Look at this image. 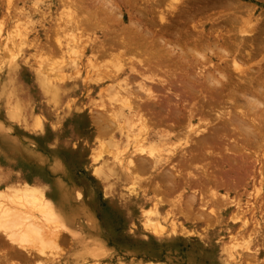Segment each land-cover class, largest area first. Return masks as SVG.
<instances>
[{"label": "rangeland", "instance_id": "1", "mask_svg": "<svg viewBox=\"0 0 264 264\" xmlns=\"http://www.w3.org/2000/svg\"><path fill=\"white\" fill-rule=\"evenodd\" d=\"M86 1L84 0L85 3L83 6H87V3H89L88 9L90 6L91 9L94 5V9L92 8V10L97 8L96 10L98 11V7L95 5L97 4L96 2L93 0ZM115 1L119 4L122 3L121 6L124 7V9H122L125 14L123 24L126 25L124 26H127L128 19L130 17H132L131 20L133 18H138L139 20H137L142 21V24L145 26L146 29L144 30L149 29L151 32L155 33L156 36H160L161 33H158V30H160L159 27L161 24L156 23L157 14L159 15V12L157 13L158 7L155 5V3L159 0H151L152 2L149 0L146 2V0H144L143 2L145 3H143L142 0L141 2L140 0H131V5L130 0H127L128 2L126 0ZM168 1L169 3L174 2V0H166L164 4H167ZM241 1H243L246 5L249 3V7H247V9L245 8L240 10L238 16L239 19H242V22L241 20H238L241 22V24L238 22L239 25L237 23L231 26L226 24L224 21L231 15V11L224 8L218 9V7L214 8L215 10L213 8L212 10L210 9L211 11L207 9V12H204L203 15H197V18L195 17L196 20L193 19V23L198 24H195L197 27L196 29L199 30L202 25H205V37L207 36V33L211 31V36L213 38L211 37L212 39H210V41L212 44L216 43L217 36H223L225 39L220 42L221 48L219 50H226L227 56H225L223 52V54H218L219 52L215 50L214 52L217 53V56L220 58L214 56L211 64L218 66L217 68L229 65L232 57H235L236 54L240 52L241 56L239 55V57L241 58H237L238 56H236V59H240V63L245 65L246 69L243 67L244 70H252L251 74L253 76L247 75L250 74L249 71V73H245L246 75L244 77L241 75L238 76L235 72L230 71V74L232 73L231 75L233 76V80L232 76L228 79L230 80V83H236L237 81L238 85L236 84V88L238 86H242V81H247L246 79L249 77H254L256 80L261 79L264 81V33L260 35L258 34L259 30H257L258 28H264V0ZM19 2L20 4H18ZM37 2H40V0H12L10 7L11 10L9 9L7 12L5 2L4 4L2 3V8H0V18L4 20L1 22L2 20L0 19V23H2V25L6 24L7 26L13 24V20L18 14H26L32 21V24H28L26 26L28 29L27 32L30 33L29 40L31 44L29 43L28 46L25 47L22 52V56L18 57L13 62H10L7 56L4 57L3 54L5 53V50L0 45L3 56L2 63H0V197L1 195L5 196V194H9L7 189L10 187L21 185L25 181L26 183H32L34 180L38 181L39 184L44 186L46 198L56 206L59 215L63 217L67 231H62L60 235L51 233L49 230H55V228H53L54 226H52L54 224L48 223L45 225V223L41 220L36 207L33 206L32 208L31 204L29 206L27 204L24 206L15 204L17 206L16 207L11 204L8 199L4 197L2 199L1 197L0 208L5 207V209H11L12 211L15 210V212L23 214L24 217L31 216L33 220L43 225L42 227L47 234L46 240L49 238L50 241L47 240V244L45 243V245H43L45 247H41V245H38L37 243L34 244L32 240L33 244L31 242H27L25 244L26 241H24L22 244L25 249L21 250L17 246H13L11 244L9 245V242L5 243L6 240H4L3 237H0L2 238L1 245H5L4 249L0 246V250L2 249L3 252L6 251L7 254H10L8 256L12 257L10 258L11 262L6 260L0 264H264V143H262V147H260V149H256V147L254 148V145L251 144L254 148L253 149L249 147L251 145L246 146L247 143L244 144L241 143V141L237 142L241 144L239 145V150L241 149L243 151L242 148L245 147L247 151H238L239 154L242 155V161H240V155L238 153L234 154L235 157H231L236 160L237 166H242V171H240L239 174H247L248 177L244 175L245 178H243V176H239L238 174V179H241L243 183L235 178L237 180L235 183H238L236 184L238 186H235L236 189H234L236 192H234V190L230 192L231 200L228 203L226 202L227 204L224 200L220 199L223 207L220 204V200L219 203H216L214 202L215 199H211L210 195L205 197L207 198L206 201H204L205 198L202 201L201 199L204 196H199L197 189H194V187L184 191V193L181 191H173L171 192L172 194L170 193L168 195L154 193L150 185L146 184V186L142 181L139 183L136 182L133 180V175L132 173L130 174V170L126 169L122 164V162L124 163L126 160V157L129 156V152H131L132 145L134 144L132 143V139L128 138L131 132L126 134L120 130H113L110 134H108V132L106 135L104 133L98 135V125H95V123L98 124V117L95 118V116H98V113L105 114L108 107L111 106L112 101H110L108 90L114 88L115 83L112 79L113 77L115 79L118 72L115 71L114 66L110 67L107 65L102 67L103 64L108 63V59L100 58L101 60H98L97 53H92L88 56L78 54L74 58L75 61H67L64 64L63 69L65 76H67L65 80L59 81L60 79H55L52 82V79L47 81L45 78L46 73L42 70L41 66H43L44 69H51L53 66H50L49 64L54 61L60 64L61 59L59 57L60 54H58L59 56L57 54H53L54 56L51 55L49 57L45 54L47 53L46 50L49 44L52 49V45L55 46L53 43H55L54 39H56V37L53 34L51 35V33H53L51 30V24L53 22L48 19V23L46 24L47 18L44 17V20V18L41 17L42 15L39 16L41 14L40 12L39 15L37 14L38 12L36 13V4L34 3ZM135 2L139 5L136 6ZM141 3L145 5L143 6L142 4L141 6ZM152 3H154V5ZM21 5L25 9L23 12L13 11L17 8L20 9V7H22ZM12 6L16 8H13ZM31 6H34L33 11L32 8L30 9ZM139 6L143 7L145 10L141 7L139 8ZM155 8L156 11H154ZM149 9L154 12L153 14L151 11L153 15L156 13L155 16L150 15V17H155L154 20L156 19V25L155 23L150 24L149 20L151 18L149 16L145 17V14H149ZM162 9L163 7L160 10ZM250 9L252 12L250 14H246L245 12H250ZM137 10H139V14H144V16L142 15V18L140 15L137 16ZM97 11L95 14H97ZM3 12L5 13L4 15H2ZM56 12L57 14L55 13L54 15H51L52 19L58 18L57 15L60 11L57 10ZM217 13L218 15H216ZM260 13H262V15ZM10 14H15L16 16L14 15L15 17H13ZM204 14H206V16ZM168 18L170 19L171 17L169 16ZM6 19H10L9 24L6 22ZM199 19L202 20L199 21ZM22 20L24 19L21 17V21ZM214 21H216L217 24ZM223 22L229 26V28L225 26ZM211 25L213 29L211 28ZM217 25H220L218 26L219 28H215ZM114 26L116 27L114 28ZM152 26H154V30ZM157 26L158 29L155 30ZM232 26L235 28V31H232ZM209 27L212 30H209ZM230 27H232L231 30ZM237 27L239 29H237ZM32 29L33 31H31ZM118 29L117 25L113 24V27H111V31L109 32L114 34V32ZM216 29L218 30L216 31ZM247 29L248 31H251L249 35L250 37L262 39V45H252V38H248L249 42L251 41L250 44L247 39H241L242 36L247 37L241 33V31ZM188 31L190 30L188 29ZM159 32H161V30ZM6 33L7 28L3 25L0 33L1 43L3 42ZM228 33L231 34V40L233 41L229 40L230 35H228ZM85 34L86 38L88 36L92 39V41H95V44L98 43V29H93L91 31L88 29ZM256 35H260L262 38ZM52 36L53 38H51ZM163 36L165 37V35ZM214 36H216V41ZM190 37L192 41H190L189 38H184L185 42L187 41L189 46L191 42V44H193V40L197 41L196 37L198 38V36L197 33L194 32ZM66 38L69 39V36H66L65 39ZM86 38H83L82 40H85ZM166 38L173 39V35H166ZM242 40H245L247 46L243 44L244 42ZM43 42H46V48L45 45L43 46ZM223 42H225V44ZM95 44L91 45L96 46ZM35 45L38 47H35ZM250 47L254 48V50H252L253 52L250 50ZM39 48L41 50H44L45 48L46 50L39 51ZM55 51H58V49ZM55 51H53V53ZM228 51H232L233 53H229ZM39 52L40 54L41 52H45L44 56L46 55L45 59L43 60V56L41 60V62L46 60V63L44 62L45 64H42L41 66H39L40 60L37 56ZM245 53L247 55L249 53L252 55L254 54L253 57L251 56L253 59H251L250 56V58L246 56ZM259 55L261 56L259 57ZM90 58L93 59L91 60L92 65L87 62ZM171 61L166 62L170 65L176 62L174 60V62ZM98 64L102 67L101 72L103 71L99 74ZM176 64L180 66L181 63L177 62ZM109 69L112 70L110 71ZM240 78L242 81L238 82ZM146 84L149 86L148 83ZM253 84L255 85V83ZM230 85L232 84H227L226 86L228 90L233 87H230ZM117 104L118 103L109 107L107 112H109L110 108L113 107L114 108L111 109V111H115L114 109L117 108ZM228 104L226 103L225 107ZM101 106H104V108ZM227 107L231 108V104ZM103 111L105 112L103 113ZM257 112V115L261 113L260 111ZM197 117L199 118V116ZM261 118L262 123L263 117ZM202 119H200L201 123L208 124V128L211 129V126H216L215 123L217 122L213 120V116ZM204 120L207 121L205 122ZM209 123H212L213 125ZM246 123L249 124L250 122L247 121ZM129 124L130 122H128L127 127H129ZM167 125L169 124L162 127L167 129ZM250 125H252V123H250ZM250 128L252 129L253 127ZM153 130L155 131V129ZM122 132L123 134H121ZM231 134L230 136H232ZM237 137L235 136V138L232 139H236L237 141ZM241 140L243 141V139ZM229 143L230 141L228 144ZM161 154L163 156L166 155L164 152H161ZM237 154L239 156H237ZM243 155L246 157L244 158ZM254 156H257L256 158L258 161H254ZM172 163L176 164V162ZM172 163L163 166L161 170H167L171 167L170 165H174ZM243 165L245 167H243ZM253 166H255V172L253 174L254 180L251 181V178L249 177L252 176L251 169ZM244 168L249 173H246ZM161 170L159 172L160 174H155L154 172H152L153 174H150L148 171L146 174L139 175L141 180H145L147 178L150 180V183L152 182L151 185H154V182L160 181V175L164 173V171L161 173ZM99 173L102 175L100 176ZM195 173L196 172L193 171V174ZM130 176L132 178H130ZM190 178L191 177H189V179ZM186 180L182 182H185ZM190 180L191 181L188 180V183L193 184L192 179ZM237 187L239 188L237 189ZM226 191L222 192V194ZM189 195H194V197H196V200H192L194 203H191L190 206L187 204L190 200L188 198ZM248 195L249 197H247ZM170 197L173 198L170 200ZM183 202L185 203L183 204ZM21 207H24L25 209ZM155 208L164 212L163 215H160L163 217V220H160L165 225L166 229L160 234H156L152 230L145 227V217L147 215H151L154 211V213H156ZM144 210H146V212ZM183 211L187 214H184ZM166 213L167 218L165 217ZM183 214L185 216L187 215V217H184ZM198 214L202 215L199 216ZM211 220H213V222ZM243 220L247 222L244 223ZM68 231L76 234L77 239L74 240L69 235ZM248 235H250L253 239L250 242L247 238ZM53 236L55 237L53 238ZM62 236L63 238H60ZM48 242L51 243V246ZM222 242H225V244L223 245ZM247 242L250 243L251 247L253 246L252 249L256 252L249 251L248 253L247 251H244V253L241 254L242 257H239L241 258L240 261H232L233 258L228 256L229 249L231 250L234 248V245H236L235 248H239V251L241 252V247ZM230 244L233 246H230ZM237 244L238 246L240 245V247H238ZM37 248L38 250H35ZM0 254L2 253L0 252Z\"/></svg>", "mask_w": 264, "mask_h": 264}, {"label": "bare ground", "instance_id": "2", "mask_svg": "<svg viewBox=\"0 0 264 264\" xmlns=\"http://www.w3.org/2000/svg\"><path fill=\"white\" fill-rule=\"evenodd\" d=\"M93 1L97 3L95 5L96 7H98V11L96 10L97 8L95 10H92L94 5L91 9H90L91 6L88 9L89 3H87L88 4L87 6L86 5L83 6V4L85 3L84 0H40V2L34 3L36 4L35 5L36 13L38 12L37 14L39 15V12H40L41 14L39 16L42 15L41 17L47 18L46 24L48 23V19H50L53 22L52 23L53 26L51 24V30L53 31V33H51V35L53 34L56 37V39H54L55 43H53L55 44L56 47L52 45L53 49L50 47V44L48 42L49 45L46 50L45 49L46 42H43V46L45 45L44 50H46L47 53L45 52H41V54L40 52L38 53L37 56L39 57L38 59L40 60L39 66H41L42 64L44 65L46 63V60L42 61L43 63L41 62L42 57L44 56V53L47 54L48 57L53 54L54 55L60 54V56L59 55L58 56L61 59L60 64L56 63L55 61L49 64L50 66H53L52 67L53 69L52 68L44 69V67L41 66L42 70H44L46 73L45 78L47 79V81H50L52 79H53L52 82L55 79L56 80L60 79L59 81L65 80L67 76H65L63 66L67 61L69 62L73 61L75 56L78 54L88 56L92 53H95V54L97 53L98 60L100 58L108 59V63L103 64L102 67L107 66V65L110 67L114 66L115 71L118 72V75L115 76V79L114 77L112 79V81L115 83L114 88H112L111 90L110 89L108 90L110 101H112V103L114 102L115 104L114 103L112 104L110 102L111 106H109L110 104L108 106L112 107V105L114 106L116 105V103L118 104H117V108L115 107L116 109H114L115 111H111V109L114 108L113 107V108H110L109 112H107L109 109L108 107V109L106 108L107 109L106 112L103 111V113L105 112V114L98 113V116H95V118L98 117V124L95 123V125H98V130H97L99 133L98 135H101V133L102 134L104 133L106 135L108 132H109L108 134H110V132L113 130H120L126 134H129L131 132L128 138L132 139V143L134 144L132 145L131 152H129L130 153L129 156L126 157V160L124 161V163L122 162V164L123 166H125L126 169L130 170V174L132 173L133 175V180H135L138 183L142 181L143 183H145V185L146 184L150 185L152 187V191H154V193H157V194L162 193V194L169 195L173 191H178V192L181 191L182 193H184V191L194 187V189H197L199 196L201 197L204 196L201 199L202 201L205 197H208L210 195L211 199L212 198L215 199V201L214 200L212 201L216 203L217 202L219 203L220 199L224 200L225 203L226 202L228 203L231 200L230 192L236 189L235 186H238L236 185L238 183H235L237 182L235 178L238 179L239 176H243V178H245V176H247V174H244L245 176L243 174L242 175L239 174V172L242 171V166L240 165L237 166L236 160L232 158V157H235L234 154L236 153L239 154L238 151L241 150V149L239 150V145L241 144L237 142L241 141V143H244V144L247 143L246 146H249L252 144L254 145V148L256 147V149L258 148L260 149V147H262L261 146L262 143H264V81L261 80L260 78H259L260 80L258 79L256 80L254 77L247 78V76H246L247 79L245 78L247 81H242L241 78L240 80L236 79L238 80V82L242 81L243 83L242 86L240 87L238 86L239 88L237 87L238 89L236 88L237 81L236 83H233V82L230 83L229 79L232 76L231 75L232 73L230 74V71L235 72L236 74H238V76L241 75L244 77L246 75L245 73L246 72L249 73V71H250V74H247V75L253 76L251 74L252 70L250 69L249 70L247 69L248 71L244 70L243 67H245V65H242L240 63L239 61L240 59L239 60L236 59V56H238L237 58H241L239 57V55L241 56L239 51H238L239 53L236 54L235 57H232V60L229 65H224V66H220L219 68H217L218 66L211 64L212 63L211 61L212 59H214V56L217 58H220L219 56H217V53L214 52L215 50L219 52L218 54H221L223 52L224 55L227 56L226 50H219L221 48L220 42H222L224 37L217 36V41H216V36H214L216 43L212 44V42L210 41V39L213 38L211 36L212 35L211 31L207 33V36L205 37L204 35L205 25H202L201 28H199L198 30L196 29L197 27L195 26L196 23L195 24L193 23V19H195V17L197 18V15L198 16L203 15L204 12H207V9L212 10V8L214 9L218 7V9L224 8L226 10L231 11L230 12L231 15L228 16L226 20L224 19L225 20L224 22H226V24H229L230 26L235 25L236 23L238 24L239 22L238 20H241L242 22V19H239L238 14L240 13V10H243L245 8L247 9V7H249L248 6L249 3L248 5H246L241 0H174V2L169 3L168 1V3L166 2L167 4H164L166 0H159V1L156 0L158 2L155 3L156 2L155 1L154 3L158 7L157 13L159 12V15L157 14L156 23L161 24V26L159 27L161 32H159L160 30H158V33H161V34L160 36L158 35L156 36V34L151 32L149 29L144 30L146 28L142 24V21H138L139 20L138 18H137L138 20L136 18H133L131 20L132 17H130L128 19L127 26H124L126 24H123L125 14L123 13V10H122L124 9V7L121 6L122 3L119 4L115 0H93ZM143 1L144 0H142V2ZM149 1L152 2L151 0ZM4 2L6 4L5 7L8 12L11 7L12 0L0 1V5H1L0 8H2V3L4 4ZM131 3L132 1L130 2V5ZM143 3H141V6ZM154 3L152 4L154 5ZM18 4H20V2ZM137 5L139 4L136 3V6ZM144 5L145 4H143V6ZM153 5H152V8H153ZM141 6H139V8ZM33 7L34 6L30 7V9L32 8V11L34 10ZM162 7L163 9L160 10ZM13 8H16V7H13ZM141 8L143 9V7ZM24 10L25 9L22 6L20 7V9L17 8L16 10L14 9L13 11L23 12ZM57 10L60 11L59 14L57 15L58 18L52 19L51 15L52 14L54 15L55 13L57 14L56 12ZM96 11H97L98 17H97V14H95ZM137 11L138 12L135 11L136 13H138L137 16L140 15V17L142 18V15L144 16V14L142 13L139 14L140 13L139 10ZM151 11L152 10H150L149 14L148 13L145 14V17L146 16L150 17V15H153L154 12L152 11L153 13L152 14ZM154 11H156V8ZM251 12L252 11L250 9V12H245V13L250 14ZM4 14L5 13L3 12L2 15ZM206 14L204 15L206 16ZM260 14L262 15V13ZM14 15L12 14L11 16L15 17L16 15L15 16ZM216 15H218V13ZM169 16L171 17L170 18L171 20L168 18ZM21 17L24 20L21 21ZM15 18H14L15 21L12 18L13 24L7 25V26L6 24H3L7 28V33H6L5 38L3 39V42L2 43L0 42L1 43L0 45L5 50V53L3 54L4 57L7 56L10 62H13L18 57L22 56V52L25 49V47H27L29 43L31 44L29 40L30 33L27 32L28 29L26 26L28 24H32L31 23L32 21L29 19V17L26 14H18L17 17ZM150 18H149L150 24H154L156 20V19L154 20L155 17L154 18L150 17ZM143 19L145 20L144 17ZM9 20L6 19V22L8 24L10 22ZM200 20L202 19H199V21ZM3 21L4 20H2L1 22ZM216 21L214 22L217 24ZM241 22L239 23L241 24ZM113 24L117 25L119 29L116 30L114 34H111V32L109 31H111L110 29L111 27H113ZM226 24L224 25L227 26ZM3 25L2 23H0V26H1L0 33L2 31ZM220 25L215 26V28ZM158 26L157 28L155 27L156 28L155 30L158 29ZM115 27L116 26H114V28ZM153 27L154 26H152V28ZM227 27L229 28V26ZM232 27H230V30L232 29ZM238 27L237 29H239ZM211 28L213 29L212 25H211ZM211 28L209 27V30ZM215 28H214V31H215ZM88 29L90 31L93 29H98V43L97 44H95L94 43L95 41H92L90 37L87 36L86 38L85 33L88 31ZM188 29L190 31H188ZM217 30L218 29H216V31ZM257 30H259V33L257 31L256 32L260 35L264 33V28H261V29L258 28ZM31 31H33V29ZM112 31H113V28H112ZM232 31H235L234 27ZM194 32L197 33V36H198V38L196 37L197 41L193 40V44H191L192 43L191 42L189 46V44H187L188 42L187 41L185 42L184 38H187L189 36L188 38L190 39L191 38L190 36H192ZM241 33L242 35L247 36V37L242 36L241 39L243 38L247 39L249 42V39L252 38V45L254 46L262 45L261 44L262 39H257V37L249 36L251 33L250 30L249 31L248 29L243 30L241 31ZM163 35H165V37ZM166 35H173V39L166 38ZM228 35H230V37L227 36L229 37V40L233 41L231 40V34L228 33ZM260 35H256V36H259L260 38H262ZM66 36H69V39L67 38L65 39ZM51 38H53V36ZM83 38H86V39L82 40ZM190 41L192 40L190 39ZM243 42H244L243 44L247 46L246 45L247 43H245V40ZM223 43L225 44V42ZM91 44H95L96 46L91 45ZM36 45L35 47H38ZM56 49H58V51H55ZM40 50L41 49L39 48V51ZM44 50L42 49L41 51H44ZM250 50L252 51L254 50V48H251ZM53 51L55 52L53 53ZM257 51H258V48H257ZM56 52H59V53H56ZM45 56L43 60L45 59ZM246 56L253 57L254 54L252 55L249 53L248 55L246 54ZM260 56L261 55H259V57ZM252 57L251 59H253ZM2 58L3 56H2V51L0 48V63H2ZM91 58L88 59L87 62H89V64L91 63L92 65L91 60L93 59ZM171 59L172 61L174 60L176 62L173 61L174 63H172V65H170L169 63L167 64V62L171 61ZM177 62L181 63L180 66L176 64ZM47 65H48V62H47ZM102 67L98 64V69H99L98 74L101 72ZM232 80H233V76H232ZM146 83H148L149 86H147ZM253 83H255V85ZM227 84H232L230 85V87L231 86L233 87H231L228 90V88H226ZM110 94L113 96H111ZM226 103L227 104L229 103L228 104L229 106L231 104V108H228L227 107L228 105L225 107ZM101 107L104 108V106H101ZM257 111H260L261 113L257 115L256 114L258 113ZM197 116H199V118ZM211 116H213L214 118L213 120H215V122L218 123V125L217 123H215L216 124L215 127L213 125L214 122L213 124L209 123L213 125L211 126L212 130L208 128L207 126L208 124H202L200 120L202 118L205 119ZM261 117H263L262 123H261V119H262ZM204 121L206 122L207 120H204ZM245 121L252 123L253 126L250 125V123L247 124ZM128 122H130L129 127H127ZM166 124H169L167 125L168 128L164 129V127L162 126ZM250 127H253V128L251 129ZM153 129H155V131ZM208 129H210L211 131ZM232 131L235 133H233ZM123 132L121 134H123ZM230 134L233 137L230 136ZM235 136L236 137L238 136L237 141L236 139L233 140ZM239 138L243 139V141ZM229 141L231 144L230 143L228 144ZM252 145L249 147L253 148ZM242 149L244 152L247 151L245 147H243ZM161 152L166 153V155L163 156ZM238 154L237 156L240 155ZM241 156L242 155L239 156L240 161H242ZM245 157L246 156H244V158ZM256 157L254 156L255 158L254 161H258ZM172 162H176V164ZM171 163L174 165L173 166L170 165L171 167L165 171L161 170L163 166L169 165ZM244 165L243 167H245ZM253 167L251 169L252 176L249 177L251 178V181L254 180L253 174L255 172V166ZM160 170H161V173L162 171H164V173L160 175L161 176L159 179L160 181L154 182V185H151L152 182L150 183V180L147 178L145 180L143 179L141 180L140 175H139V174H146L148 173V171L150 172V174L152 172H154L155 174H160L159 173ZM193 171H195L196 173L193 174ZM246 173H249V172L246 171ZM236 174H237V177H236ZM99 175L101 176L102 174L99 173ZM189 177H191L190 179H192L193 184L188 183V180L191 181ZM130 178L132 177L130 176ZM184 180H186L187 182L186 181L182 182ZM238 180H240L243 183L241 179H238ZM238 188L239 187H237V189ZM226 190H230V191H226ZM224 191L226 192L222 194V192ZM7 192L9 194H5V196L1 195V197L2 199L3 197L8 199V201L11 204L13 205L16 204L20 206L21 205L24 206L26 204L29 206L31 204L32 208L33 206L36 207L40 214V218L43 221V223H45V225L48 223L54 224L52 226H54L53 228H55V230L54 231L49 230L51 233L60 235L62 231H67V227H66L63 217L59 215V212L56 209V206L50 200L46 198L44 186L42 184H39L38 181L34 180L32 183H26L25 181L21 185H16L14 187L8 188ZM234 192H236V190H234ZM190 195L188 197L190 200L188 202L186 201L189 206L191 203L192 204L194 203L192 202V200H196V197H194V195L193 196H190ZM247 197H249V195ZM171 198L173 197H170V200ZM206 199L207 198H205L204 201H206ZM221 200H220V204H221ZM184 203L185 202H183V204ZM21 208H24V207H21ZM155 210H156V213H154L155 211L151 213L152 212L151 211L150 212L151 215H147L149 213L147 211L148 213L146 214L147 216L145 217L146 219L145 227L148 228L149 230H152L156 234H160L164 232V230L166 229L165 225L160 220V219L163 220V217L160 215H163L164 212L162 210L161 212L160 209L158 210L157 208H155ZM187 210L189 211L188 208ZM144 211L146 212V210ZM184 214H187V213L184 212ZM165 215H166L165 217L167 218V213ZM184 217H187V215L186 216L184 215ZM211 221L213 222V220ZM245 222L247 221H244V223ZM214 224H215V221H214ZM42 226H43L42 224L33 220L31 216L24 217L23 214L15 212V210L12 211L11 209H5V207L0 208V237H3L4 240H6L5 243L9 242V245L11 244L13 246L19 247L21 250H24L25 248H23L22 242L26 241L25 242L26 244L27 242L32 243L33 241L34 244L37 243L38 245H41L42 247L43 245H45L47 240H49V238L46 240L47 234L45 233ZM68 233L74 240L77 239L76 234H74L71 231H68ZM55 236H53V238ZM60 238H63V236ZM247 238L249 242L253 240L250 235H248ZM225 242H222L223 245L225 244ZM249 242L245 243L241 247V252L239 251L240 250L239 248L238 249L235 248L236 245H234V248H232L231 250L229 249L228 256L230 258H233L232 261L234 262L240 261L241 258L239 257L240 256L242 257L241 254H243L244 251H247L248 253L249 251L256 252L254 251V249H252L253 246L251 247ZM1 244H2V238H0V246H2V248L4 249L5 245L3 246ZM50 244L51 243H49V245ZM53 245L55 246L54 243ZM231 245L232 244H230V246ZM240 245L238 246L237 244L238 247H240ZM35 250H38V248ZM0 252L2 253L0 254V263H3L6 260L11 262L10 258L12 257L8 256L10 254H7L6 251L3 252L2 249L0 250ZM250 255H253V254H250Z\"/></svg>", "mask_w": 264, "mask_h": 264}]
</instances>
